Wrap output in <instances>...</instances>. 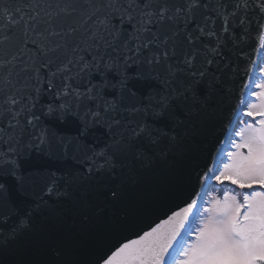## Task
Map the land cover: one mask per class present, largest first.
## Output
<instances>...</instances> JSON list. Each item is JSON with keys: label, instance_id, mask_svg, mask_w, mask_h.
Masks as SVG:
<instances>
[{"label": "snow or ice", "instance_id": "1", "mask_svg": "<svg viewBox=\"0 0 264 264\" xmlns=\"http://www.w3.org/2000/svg\"><path fill=\"white\" fill-rule=\"evenodd\" d=\"M0 264H264V0H0Z\"/></svg>", "mask_w": 264, "mask_h": 264}, {"label": "rangeland", "instance_id": "2", "mask_svg": "<svg viewBox=\"0 0 264 264\" xmlns=\"http://www.w3.org/2000/svg\"><path fill=\"white\" fill-rule=\"evenodd\" d=\"M249 119H251V118H249ZM256 119H260V117H256Z\"/></svg>", "mask_w": 264, "mask_h": 264}]
</instances>
